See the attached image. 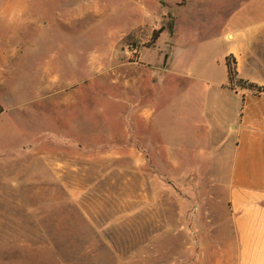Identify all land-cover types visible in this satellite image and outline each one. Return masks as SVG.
I'll return each mask as SVG.
<instances>
[{
    "label": "rangeland",
    "instance_id": "1",
    "mask_svg": "<svg viewBox=\"0 0 264 264\" xmlns=\"http://www.w3.org/2000/svg\"><path fill=\"white\" fill-rule=\"evenodd\" d=\"M238 2L0 0V264L220 260L215 249L231 233L221 163L176 156L172 170L160 154L150 171L158 185L147 198L135 184L92 187L86 176L100 167L87 166L81 149L118 143L125 116L145 99L160 131L173 117L182 144L190 99L179 94L171 104L180 78L173 72H182L184 50L197 58L219 52L222 24ZM217 73L227 77L223 67ZM63 136L76 143L63 144ZM62 157L80 167L68 171L69 185L56 172ZM103 195L106 203L93 201Z\"/></svg>",
    "mask_w": 264,
    "mask_h": 264
},
{
    "label": "crops",
    "instance_id": "2",
    "mask_svg": "<svg viewBox=\"0 0 264 264\" xmlns=\"http://www.w3.org/2000/svg\"><path fill=\"white\" fill-rule=\"evenodd\" d=\"M240 1L233 7L232 17L222 24L219 52L206 51L197 58L191 50H184L183 70L173 72L180 78L171 85V104L178 103L174 100L179 94L190 99L182 106V144L175 140L173 117L167 119L166 130L160 131L156 110L145 99L125 116L126 130L119 134L118 143L80 148L87 166L100 167L96 174L86 176L92 179V187L104 180L117 181L112 184L123 188L135 184L138 193L147 198L158 185L150 171L160 154L167 156L172 170L180 164L176 156H184L183 163L191 164L196 159L204 162L209 155L221 163V169L228 172L229 211L225 218L231 233H224L230 237L225 236L223 246L215 249L221 252L216 264H264V0ZM229 56L236 61L238 76L261 91L230 85ZM221 67L226 78L217 76ZM74 140L62 137L63 144L72 145ZM74 160L61 158L56 172L62 184H68V171L75 173L74 169L80 168L74 167ZM101 199L94 197L93 201L107 202L105 195ZM134 209L124 207L127 213Z\"/></svg>",
    "mask_w": 264,
    "mask_h": 264
},
{
    "label": "trees",
    "instance_id": "3",
    "mask_svg": "<svg viewBox=\"0 0 264 264\" xmlns=\"http://www.w3.org/2000/svg\"><path fill=\"white\" fill-rule=\"evenodd\" d=\"M173 29H174V24L173 22H170L169 24V30L170 32L172 33L173 32ZM162 32V28L156 32V35L154 37V41L158 39L159 37V34ZM227 67H228V74H229V80H230V85L232 87H235V86H239V87H242V88H248V89H251V90H254V91H261V87L257 86L256 84L254 83H251L247 80H244L242 78H240L238 76V71H237V67H236V61L234 58H232V56H229L227 58ZM3 111V108L0 104V113Z\"/></svg>",
    "mask_w": 264,
    "mask_h": 264
}]
</instances>
